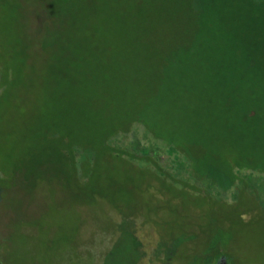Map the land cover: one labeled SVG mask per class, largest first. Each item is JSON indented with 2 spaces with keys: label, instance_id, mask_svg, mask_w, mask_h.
<instances>
[{
  "label": "trees",
  "instance_id": "1",
  "mask_svg": "<svg viewBox=\"0 0 264 264\" xmlns=\"http://www.w3.org/2000/svg\"><path fill=\"white\" fill-rule=\"evenodd\" d=\"M58 1L38 14L29 46L19 49L15 70L7 73L15 72L16 81H0V117L10 113L13 98L30 101L26 75L33 72L43 81L36 101L44 105L33 113L43 122L36 128L40 134L35 147L27 145L19 154L16 141L9 139L2 169L8 165L22 174L25 189L41 179L71 184L94 174L97 157H88L91 151L114 159L116 171L124 168V173L128 166L138 169L149 161L158 170L155 180L168 191L179 182L193 183L195 190L216 189L225 197L236 188L256 189L253 196L260 205L255 210L264 209V0H211V14L217 19L222 11L221 21L212 20L196 31L188 27L181 40L169 46L145 40L143 33L141 38H120L117 26L111 33L87 21L74 26L71 21L80 12L56 7ZM184 12L189 9H176V14ZM62 17L67 26L59 24ZM97 20V26H103ZM166 28L158 24L153 30ZM71 32L77 35L72 38ZM111 106L116 109L110 114L112 124L94 136L83 134ZM134 128L142 129L143 137L152 138L156 146L139 154L112 144ZM82 151H88L83 159ZM151 151H156L153 160ZM121 175L117 172L111 181L117 183ZM107 192L90 185L81 196L115 195ZM216 238L218 259L211 264L223 262L228 242ZM166 239V249L158 253L160 264L172 263L168 245L175 239Z\"/></svg>",
  "mask_w": 264,
  "mask_h": 264
},
{
  "label": "rangeland",
  "instance_id": "2",
  "mask_svg": "<svg viewBox=\"0 0 264 264\" xmlns=\"http://www.w3.org/2000/svg\"><path fill=\"white\" fill-rule=\"evenodd\" d=\"M53 1L0 0V81H16L15 72H11V76L7 73L15 70L19 49L29 46L38 24V14L42 15L46 7L51 9ZM181 2L59 0L56 7L80 12L79 18L71 21L74 26L87 21L106 33L117 26L120 38H141L143 33V39L169 43L165 46L181 40L188 27L189 32L196 31L212 20L221 21L222 11L216 12L217 19L211 14V0H187L180 5ZM179 5L189 12L176 14ZM128 13L144 14L140 17L128 16ZM97 18L103 26H97ZM59 21L61 26L68 24L64 17ZM158 24H166V30L155 32L153 27ZM208 28L211 35V28ZM70 35L73 38L77 34L71 32ZM159 54L169 55L166 51ZM36 58L39 57L34 55ZM37 76L40 75L34 72L26 75L31 85L30 101H14L13 98L10 113L0 117V264H160L158 253L167 247L162 242L165 238L175 239L168 245L171 246L168 248L172 254L171 264H211L213 259H218L214 245L218 238L215 236L228 241L220 264H264V222L261 220L264 209L255 210L260 205L253 196L256 189L236 188L225 197L216 189L195 190V184L179 182L171 184L172 189L168 191L155 180L158 170L149 161L138 169L128 166V172L124 173V168V172L116 171L118 165L114 159L91 151L88 157L97 159L93 160L96 166L89 179L71 184L41 179L35 187L28 185L25 189L20 182L22 174L8 165L3 170L2 162L3 154L8 153L5 146L11 139L16 141L19 154L27 145L35 147L34 139L40 134L36 128H41L43 122L33 113L44 106L36 101L42 81L41 77L35 79ZM105 112L83 134L94 136L111 125L113 117L110 114L116 113V109L111 106ZM44 131L42 134H46ZM112 144L139 154L156 146L152 138L143 137L140 128L117 136ZM155 152L151 151V160L156 157ZM81 154L80 158L85 157L88 151ZM117 172L122 175L113 183L111 178ZM126 174L131 178L126 179ZM143 175L150 179L149 182ZM90 185L115 195L106 194L101 198L88 194L82 199V193ZM198 185L203 187L202 183Z\"/></svg>",
  "mask_w": 264,
  "mask_h": 264
}]
</instances>
